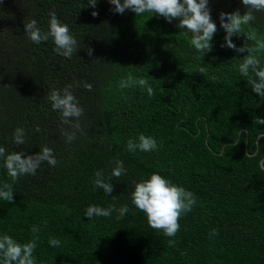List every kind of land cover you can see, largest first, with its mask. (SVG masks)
Listing matches in <instances>:
<instances>
[{
  "label": "trees",
  "instance_id": "1",
  "mask_svg": "<svg viewBox=\"0 0 264 264\" xmlns=\"http://www.w3.org/2000/svg\"><path fill=\"white\" fill-rule=\"evenodd\" d=\"M240 4L209 0L217 32L212 51L199 58L179 20L115 13L108 0H98L95 8L88 0H0V146L25 157L47 146L58 161L55 167L42 162L35 176L13 183L0 160V183H12L14 191L13 202L0 201V235L24 243L33 239L31 227L39 226L37 264H264V170L259 167L264 139L257 148L264 124H254L256 117L264 119V99L234 67L247 52L221 47L226 33L219 14L243 15L247 9ZM51 11L78 42L70 59L54 51L52 39L34 44L25 35L26 19L47 32ZM93 11L99 15L93 17ZM254 15L246 30L264 36V12ZM245 39L232 38L237 47ZM129 72L148 79L155 95L138 87L120 90L118 83ZM67 85L84 109V134L77 132L71 143L61 135V127L72 131L70 125H61L46 98ZM17 127L25 130L23 145L12 139ZM140 133L162 147L126 151L127 140ZM247 151L255 155L249 158ZM116 160L123 161L126 174L112 177L114 190L106 196L92 180L98 170L107 179ZM153 172L197 200L172 238L152 229L131 202L134 182ZM93 204L128 205L129 211L120 219L113 212L90 220L84 213ZM212 229L219 232L209 239ZM50 236L61 246L51 247ZM169 239L174 246H168Z\"/></svg>",
  "mask_w": 264,
  "mask_h": 264
},
{
  "label": "clouds",
  "instance_id": "2",
  "mask_svg": "<svg viewBox=\"0 0 264 264\" xmlns=\"http://www.w3.org/2000/svg\"><path fill=\"white\" fill-rule=\"evenodd\" d=\"M98 0H88V6L95 8ZM115 13L123 14L126 10H131L137 16L145 13L156 14L163 17L171 23L173 20H179L178 27L181 30L186 29V33H191L190 46L200 54L199 58L212 51V43L214 34L217 32V25L212 20L209 0H108ZM242 4L247 11L241 15L239 10L231 13L221 12L219 14L220 26L224 29L226 35L225 43L221 47H227L237 53H245L247 55L243 59H239V74L246 78L254 93L264 99V36L258 34V30L248 28L255 20L254 12H264V0H242ZM93 17L99 15L98 12L91 13ZM25 35L34 44L52 39L55 48L54 51L65 58H71L78 50V42L70 33L67 24L62 23L55 13H49L48 31L45 32L38 27L35 19L25 20ZM185 32V31H184ZM245 36L243 46L237 47L233 43L234 36ZM88 55L91 56L93 49H87ZM199 73L207 76V69L201 67ZM216 77L212 76L211 80L216 81ZM138 87L141 92H146L149 97L155 95L153 87L149 84L148 79L143 76H134L131 72L126 77H122L118 83L120 90ZM84 88L91 91L92 85L85 82ZM72 85L65 86L62 90L52 89L47 93L46 98L51 104L53 111L60 114L61 125H70L72 131L61 127V135L67 143H71L76 138V133L84 134L80 124V118L84 115V109L79 105V101L72 92ZM126 98V97H125ZM254 124H264V119L256 117ZM36 132H40L39 126L35 128ZM244 134L247 130H240V134ZM25 130L17 127L12 139L15 144L23 145L25 143ZM264 139V135L258 137L259 140ZM238 143V141L236 142ZM162 144H158L157 139L140 133L135 138H129L126 144V151L136 153H150L158 151ZM255 153H251L252 158ZM0 160L3 161V167L7 171V176L15 183L21 176H35L42 162L55 167L58 163L53 149L43 146L41 151L35 155L25 157L23 152L7 153L6 149L0 146ZM259 167L264 170V159L259 162ZM126 174L123 161L116 160L115 167L110 175L105 178L103 170H98L94 174L92 185L94 189H102L106 196L111 195L114 185L109 181L112 177L119 178ZM14 191L12 183L7 181L0 183V201L13 202ZM132 204L142 211L147 218L148 225L157 231H162L165 237H175L180 230L179 220L183 215H187L193 210L197 200L195 195L185 188L174 184L171 180L165 178L159 173L153 172L146 179L140 182H134V191L131 193ZM129 211L128 205H122L118 209L115 205L107 208L97 206L95 204L86 208L84 216L90 220L94 217H111L113 212H117V219L123 218ZM46 223V221H45ZM33 239L20 243L8 233L0 235V264H37L33 255L38 246L40 239V227L33 225L31 227ZM218 229H212L209 233V239L218 235ZM49 245L54 248L61 246V240L55 237H49ZM175 240L169 239L168 246H174ZM186 254V253H182Z\"/></svg>",
  "mask_w": 264,
  "mask_h": 264
},
{
  "label": "water",
  "instance_id": "3",
  "mask_svg": "<svg viewBox=\"0 0 264 264\" xmlns=\"http://www.w3.org/2000/svg\"><path fill=\"white\" fill-rule=\"evenodd\" d=\"M262 135H264V133L259 134L258 137H261ZM258 137H257V139H258ZM235 143H236V142H235ZM222 152H223V151H222ZM222 152H221V153H222ZM247 152H248V151H247ZM248 154L250 155L249 152H248ZM262 159H264V157H263ZM262 159H261V160H262Z\"/></svg>",
  "mask_w": 264,
  "mask_h": 264
},
{
  "label": "rangeland",
  "instance_id": "4",
  "mask_svg": "<svg viewBox=\"0 0 264 264\" xmlns=\"http://www.w3.org/2000/svg\"><path fill=\"white\" fill-rule=\"evenodd\" d=\"M240 6H243V5L240 4ZM257 13H262V12H257ZM189 35L192 37V34L191 33H189Z\"/></svg>",
  "mask_w": 264,
  "mask_h": 264
}]
</instances>
